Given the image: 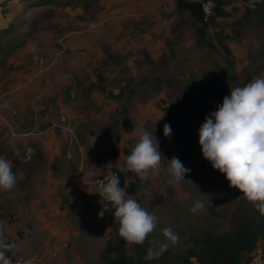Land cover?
I'll use <instances>...</instances> for the list:
<instances>
[{
    "label": "rangeland",
    "instance_id": "obj_1",
    "mask_svg": "<svg viewBox=\"0 0 264 264\" xmlns=\"http://www.w3.org/2000/svg\"><path fill=\"white\" fill-rule=\"evenodd\" d=\"M213 1L212 18L198 23L205 26L202 34L187 12L176 11L166 48L157 57L143 49L129 61L134 55L128 51L107 47L101 60L74 69L71 61L79 60V53L72 52L71 38L104 24L94 19L98 0H0V157L12 161L17 178L13 190L0 191V229L15 243L13 264L19 259L22 264H123L113 262L120 251L132 264H182L176 255L184 254L194 237L228 228L230 211L244 198L203 158L198 132L204 103L217 109L230 88L248 83H242L233 62V12L263 11L264 0ZM154 124L163 156L177 157L191 169L178 186L168 184L166 172L141 183L122 171L143 125ZM165 124L171 139L163 135ZM48 125L45 149L37 129ZM108 169L117 171L131 198L159 217L149 240L163 241L166 227L178 233L179 243L164 257L149 263L147 241L126 244L114 209L99 218L104 201L94 180ZM144 188L152 195L145 197ZM196 200L204 210L193 214ZM28 221L34 223L31 234ZM258 244L264 251V239Z\"/></svg>",
    "mask_w": 264,
    "mask_h": 264
},
{
    "label": "clouds",
    "instance_id": "obj_2",
    "mask_svg": "<svg viewBox=\"0 0 264 264\" xmlns=\"http://www.w3.org/2000/svg\"><path fill=\"white\" fill-rule=\"evenodd\" d=\"M154 133L155 124L147 129L143 125L122 171L132 173L141 183L166 172L168 184L178 186L186 181L185 175L191 169L186 168L177 157L166 159L159 150V141ZM171 134V126L165 124L164 137L171 139ZM198 135L203 158L213 169L224 174L229 186L238 189L242 197L264 216V74L254 77L242 87L230 88V95L223 98L216 111L205 117ZM164 160L168 161L166 166ZM16 183L12 161L0 157V191H11ZM143 195L148 197L152 193L144 188ZM99 197L104 201L99 218L114 209L119 236L126 244L144 245L148 242L146 260L159 259L170 247L179 243L180 237L171 227L162 229L163 241L149 240L159 217L131 198L120 186L119 176L110 169L106 172ZM203 210L204 203L200 200H196L190 209L193 214ZM3 237V230L0 229V264H12L8 253L15 248V243Z\"/></svg>",
    "mask_w": 264,
    "mask_h": 264
},
{
    "label": "crops",
    "instance_id": "obj_3",
    "mask_svg": "<svg viewBox=\"0 0 264 264\" xmlns=\"http://www.w3.org/2000/svg\"><path fill=\"white\" fill-rule=\"evenodd\" d=\"M166 2L171 9L165 5ZM98 3L100 10L94 19L103 20L104 24L97 25L96 29L88 27L81 35L72 37L69 43L72 52L79 53V60L77 56L71 61L74 69L88 68L87 64L90 62L101 60L107 47L121 53L128 51L134 55L129 61L139 58L137 55L143 49L151 57H157L165 50L168 29H171V22L177 11V0H98ZM155 5L157 9H153ZM233 62L241 70L240 76L245 80L242 83L250 82L247 79L260 75L264 69V10L252 8L251 11L233 12ZM69 85L70 83L67 86ZM77 98L81 99L78 95ZM76 113L78 112H74V115ZM50 127L48 125L40 131L37 129L42 134L39 137L42 140L41 146L45 149L49 143L45 137L47 134L43 133L45 131L49 134ZM53 144L60 145V138H54ZM57 146L52 149L50 156L55 154ZM25 225L28 229L26 233L31 234L34 223L28 221ZM41 225L37 224V227L42 228ZM45 226L49 227V224ZM49 235L50 233L46 237L43 235V240H47Z\"/></svg>",
    "mask_w": 264,
    "mask_h": 264
},
{
    "label": "trees",
    "instance_id": "obj_4",
    "mask_svg": "<svg viewBox=\"0 0 264 264\" xmlns=\"http://www.w3.org/2000/svg\"><path fill=\"white\" fill-rule=\"evenodd\" d=\"M29 1L26 0V3ZM177 11L187 12L197 34L204 32L205 26L198 24L202 21L199 2L177 0ZM203 106L206 116L217 110L209 103H204ZM166 120L173 122L168 114ZM128 191L130 190L128 189ZM260 239H264V216H261L251 203L241 199L229 213V226L226 230L222 232L205 231L201 236L194 237L193 245L188 247L184 254H177L175 259L182 264H193L191 257L194 258L196 264H247L250 256L247 260L246 257L251 254ZM167 251L161 257H164ZM124 254L125 252L120 251L113 262L117 263L121 260L123 264H132L131 259L126 258ZM8 255L12 259V251Z\"/></svg>",
    "mask_w": 264,
    "mask_h": 264
},
{
    "label": "built area",
    "instance_id": "obj_5",
    "mask_svg": "<svg viewBox=\"0 0 264 264\" xmlns=\"http://www.w3.org/2000/svg\"><path fill=\"white\" fill-rule=\"evenodd\" d=\"M194 1H197L200 3L201 10H202V21L208 22L210 20L211 16H213L215 13L214 1L213 0H194ZM113 172H115L118 175L117 171H113ZM105 176L106 175H103V176L96 178L94 180V183L96 184V186L98 188V192H100V190H101V185L105 180ZM14 262L15 261L12 259V264ZM16 263L22 264V260L19 259L16 261ZM247 264H264V251L259 244L252 250L251 256H250Z\"/></svg>",
    "mask_w": 264,
    "mask_h": 264
}]
</instances>
